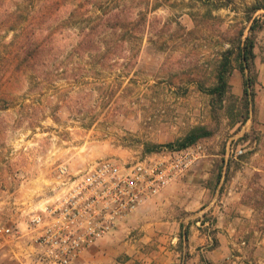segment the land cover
Wrapping results in <instances>:
<instances>
[{
	"label": "rangeland",
	"instance_id": "obj_1",
	"mask_svg": "<svg viewBox=\"0 0 264 264\" xmlns=\"http://www.w3.org/2000/svg\"><path fill=\"white\" fill-rule=\"evenodd\" d=\"M14 3L5 0L0 15L12 11ZM258 5L264 0H144L139 8L151 26L137 53L106 55L102 49L72 55L71 34L61 54L67 64L55 82L16 68L15 47L8 45L14 32L1 25L0 219L25 235L29 213L51 194L60 167L74 173L102 158L131 161L179 145L197 127L208 135L193 143H206L208 151L239 146L246 158L263 137L253 88L256 56L243 64L233 62L223 101L206 89L217 84L226 41L241 28L244 37L251 35L253 51L264 58V8L252 13V33L248 19L251 7ZM235 75L243 82L239 93ZM246 78L252 84L247 98ZM132 215L77 264H145L151 259L155 249L144 237L145 215L133 221ZM251 221L236 223V229L222 236L210 222L211 254L202 257L203 264H264V210ZM0 264H37L26 235L9 242ZM179 264H187L186 255Z\"/></svg>",
	"mask_w": 264,
	"mask_h": 264
},
{
	"label": "built area",
	"instance_id": "obj_2",
	"mask_svg": "<svg viewBox=\"0 0 264 264\" xmlns=\"http://www.w3.org/2000/svg\"><path fill=\"white\" fill-rule=\"evenodd\" d=\"M206 143L163 146L131 161L102 158L84 169H59L51 194L28 215L25 235L37 264H77L84 252L113 232L148 200L208 156ZM245 155L229 147L228 158ZM0 219V253L22 236Z\"/></svg>",
	"mask_w": 264,
	"mask_h": 264
},
{
	"label": "trees",
	"instance_id": "obj_3",
	"mask_svg": "<svg viewBox=\"0 0 264 264\" xmlns=\"http://www.w3.org/2000/svg\"><path fill=\"white\" fill-rule=\"evenodd\" d=\"M138 1V2H136ZM144 0H14L12 11L0 15L1 25L9 26L14 32L10 46L15 47L18 70L33 71L34 78L55 82L67 64L61 60L63 48L66 47L71 34L72 55L92 54L117 55L124 51L141 49L142 36L150 28L146 11L139 7ZM5 0H0V6ZM156 8V7H155ZM264 5L252 6L248 15L251 33L255 29L253 14ZM4 18V21H3ZM157 32V27L152 26ZM244 28L226 42L229 45L221 54L217 65V84L208 88L212 96L223 101L228 89V76L232 72L234 61L241 64L248 57L254 56V42L251 35L244 37ZM66 43V44H65ZM235 51H237L235 55ZM235 55V58H234ZM234 58V59H233ZM0 64V72H3ZM244 68L241 69L244 71ZM39 72V73H38ZM250 78L244 81V96L250 94ZM208 135L204 127L195 128L179 145L169 147L184 148L194 144L199 138ZM227 163L222 161V167ZM229 165L226 166V171ZM221 173H218L220 176ZM187 231L181 234V243L185 241Z\"/></svg>",
	"mask_w": 264,
	"mask_h": 264
},
{
	"label": "crops",
	"instance_id": "obj_4",
	"mask_svg": "<svg viewBox=\"0 0 264 264\" xmlns=\"http://www.w3.org/2000/svg\"><path fill=\"white\" fill-rule=\"evenodd\" d=\"M253 52L258 73L253 88L257 90L261 142L236 163L228 161V149L209 148L207 157L132 215V221L145 215L143 229L148 234L144 237L149 248L155 249L145 264H179L184 255L187 264H203L202 257L211 254L207 247L212 239L206 233L210 222L215 234L222 236V232L233 231L239 223L253 222L264 210V58L256 49ZM240 78L235 75L237 93L243 90ZM223 159L229 165L227 171L226 164L222 167ZM184 231L187 236L181 243ZM90 249L83 254L86 258L93 252Z\"/></svg>",
	"mask_w": 264,
	"mask_h": 264
}]
</instances>
